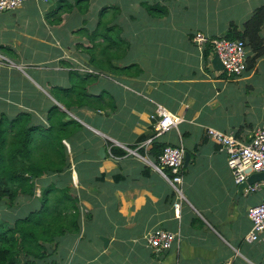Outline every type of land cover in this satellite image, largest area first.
Instances as JSON below:
<instances>
[{"label": "crops", "instance_id": "1", "mask_svg": "<svg viewBox=\"0 0 264 264\" xmlns=\"http://www.w3.org/2000/svg\"><path fill=\"white\" fill-rule=\"evenodd\" d=\"M61 1L71 7H61ZM103 3L87 0L81 12L77 0H26L14 11L0 12V113L13 118L28 112L33 124L47 126L46 114L57 105L82 125L62 140L69 167L37 178L32 196L37 200L20 195L14 206H3L4 213L10 219L24 216L39 205L43 187L69 185L78 199L80 229L59 238L54 264H264V237L245 240L252 226L248 209L262 201L263 192L239 189L226 153L206 136L213 127L248 140L262 124L264 54L252 70L229 76L213 68L210 46L203 50L192 40L196 31L225 35L231 22L240 26L264 0H182L181 11L167 0L135 1L131 11L118 13L119 23L109 24L116 27L107 34L119 43L111 44L116 49L109 61L102 55L107 66L99 68L91 39L99 18L112 8L104 12L110 2ZM145 3H158L167 13L151 16ZM260 34L264 43V23ZM75 73L97 74L85 90L101 109L65 108L61 100ZM249 89L258 92L257 107ZM100 93L102 99L94 101ZM157 105L183 119L159 137L189 153L178 215L174 189L153 167L158 163L154 151L149 154L153 141L148 150H138L144 158L127 150L152 137ZM112 147L125 154L115 155ZM155 229L178 233L179 240L154 252L146 237Z\"/></svg>", "mask_w": 264, "mask_h": 264}, {"label": "trees", "instance_id": "2", "mask_svg": "<svg viewBox=\"0 0 264 264\" xmlns=\"http://www.w3.org/2000/svg\"><path fill=\"white\" fill-rule=\"evenodd\" d=\"M77 3L79 11L85 12L87 0H77ZM59 5L66 9L71 7L66 1H61ZM143 6L151 16L161 17L167 13L166 8L158 3H145ZM57 8L51 14H55ZM109 8L105 7L103 11ZM112 8L114 11L118 10L117 7ZM103 15L99 18L91 39L93 61L99 68L107 66L102 55H106L109 61L107 55H112L116 49L111 44L119 43L115 36L107 34L108 28L116 25L109 27L111 21L107 18L108 12ZM263 23L264 5H261L254 8L240 26L231 22L227 33L220 36L244 41L247 49L245 72L252 70L264 54V43L260 34ZM98 38H102V41H96ZM120 43L126 44L124 41ZM95 48H99V55L95 53ZM4 49L11 54L12 49ZM108 68L112 71L118 70V67L111 64ZM75 75L77 78L73 86L64 90L66 95L61 101L65 108L70 110L75 105H95V108L101 109L100 103L88 101L89 95L85 90L86 82L96 80L97 74ZM102 97L100 93L93 96V99L100 101ZM66 116L67 112L53 105L46 114L47 126H41L32 123L31 114L28 112H21L13 118L0 113V264H54L53 255L59 237L79 231L78 199L71 194L69 185L58 187L51 182L43 187L41 197L38 198L39 205L24 216L10 219L3 210V206H14L20 195L32 198L37 178L51 172H61L69 167L62 140L79 131L82 125L76 119H67ZM159 139H153L149 150V154L154 151L152 155L155 160L165 145H170L160 142ZM112 152L115 155L125 154L118 147H112ZM33 199L37 200L32 198L30 201H34Z\"/></svg>", "mask_w": 264, "mask_h": 264}, {"label": "built area", "instance_id": "3", "mask_svg": "<svg viewBox=\"0 0 264 264\" xmlns=\"http://www.w3.org/2000/svg\"><path fill=\"white\" fill-rule=\"evenodd\" d=\"M26 0H0V12L14 11L18 9ZM195 45L204 49L210 46L212 51L217 53L223 66V71L229 76H240L246 70L247 49L241 39H228L224 37H209L203 32L196 31L192 36ZM153 135L144 142L133 148H127L129 153L143 157L138 152L140 148L147 149L153 139L159 138L171 128H176L183 119L169 112L161 105H157L155 114L151 115ZM206 136L217 143L221 150L227 155V165L234 176L235 183L239 184L253 173L264 171V121L256 127L248 140L242 139L235 133H226L208 127ZM148 150V149H147ZM185 149L182 145H165L158 155V163L153 167L159 171L168 183L172 186L178 200L173 203L176 214H179L183 193L181 185L183 182V163ZM167 171V172H166ZM245 192H263V199L260 203L249 207L248 215L252 221L250 231L245 240L252 242L264 237V178L254 181L245 186ZM147 244L154 252L166 251L179 240V234L155 229L148 233ZM219 264H230L221 262Z\"/></svg>", "mask_w": 264, "mask_h": 264}, {"label": "rangeland", "instance_id": "4", "mask_svg": "<svg viewBox=\"0 0 264 264\" xmlns=\"http://www.w3.org/2000/svg\"><path fill=\"white\" fill-rule=\"evenodd\" d=\"M102 1V0H101ZM138 1V0H135ZM134 0H104L105 4L106 2H110L109 7H118L116 10V12H112L113 8H111L110 12H109V19L111 22L113 23H119L120 20L119 17L120 15H118V13L120 12L121 15H123L125 12L131 11L132 10V4L133 2H135ZM145 1H149V0H145ZM157 4V3H154ZM167 4L168 6H171V8L174 11H181V8H183V4H182V0H167ZM143 8L145 9V7L143 6ZM146 10V9H145ZM32 76H34V74L31 71H28ZM255 82V81H253ZM28 85V82H26ZM26 85V86H27ZM244 88V85H243ZM249 99L250 101L252 100V102L256 103V107L258 106V104L260 103L261 99L258 96V92L256 90L252 91L251 89H249ZM78 224H79V229H80V220L78 219ZM67 234V233H66ZM61 238V237H59Z\"/></svg>", "mask_w": 264, "mask_h": 264}, {"label": "water", "instance_id": "5", "mask_svg": "<svg viewBox=\"0 0 264 264\" xmlns=\"http://www.w3.org/2000/svg\"><path fill=\"white\" fill-rule=\"evenodd\" d=\"M47 1L51 2V0H47ZM211 63L213 65L214 69H216V70H222L223 69L222 63H221L220 58H219L217 53H214V55L212 57V60H211ZM99 152H100L101 156H104V154H105L104 147H100L99 148ZM188 160H189V153L187 151H185L184 164H186L188 162ZM263 178H264V171L253 173L246 179V181L240 183L238 187H239V189H242L248 183L251 184V183H253L256 180L263 179ZM101 239L104 242L107 240V239H105V237H101Z\"/></svg>", "mask_w": 264, "mask_h": 264}]
</instances>
